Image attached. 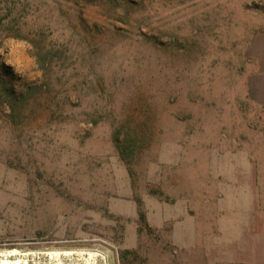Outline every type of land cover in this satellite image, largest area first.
Masks as SVG:
<instances>
[{
  "label": "rangeland",
  "instance_id": "1",
  "mask_svg": "<svg viewBox=\"0 0 264 264\" xmlns=\"http://www.w3.org/2000/svg\"><path fill=\"white\" fill-rule=\"evenodd\" d=\"M248 2L0 0L4 81L40 85L0 103V250L264 264V163L225 112Z\"/></svg>",
  "mask_w": 264,
  "mask_h": 264
},
{
  "label": "crops",
  "instance_id": "2",
  "mask_svg": "<svg viewBox=\"0 0 264 264\" xmlns=\"http://www.w3.org/2000/svg\"><path fill=\"white\" fill-rule=\"evenodd\" d=\"M246 14L238 59L225 62V112L234 123V141L239 123L241 162L258 164L264 163V0H249Z\"/></svg>",
  "mask_w": 264,
  "mask_h": 264
},
{
  "label": "bare ground",
  "instance_id": "3",
  "mask_svg": "<svg viewBox=\"0 0 264 264\" xmlns=\"http://www.w3.org/2000/svg\"><path fill=\"white\" fill-rule=\"evenodd\" d=\"M0 264H106V258L103 253L95 250L72 252L54 249L41 255L34 253L29 259L15 248L0 250Z\"/></svg>",
  "mask_w": 264,
  "mask_h": 264
},
{
  "label": "trees",
  "instance_id": "4",
  "mask_svg": "<svg viewBox=\"0 0 264 264\" xmlns=\"http://www.w3.org/2000/svg\"><path fill=\"white\" fill-rule=\"evenodd\" d=\"M87 2H92L94 0H84ZM112 2L115 0H111ZM132 0H122V3H129ZM16 38H22L30 47V51L32 54L36 56L37 61L39 58H42L38 51V42L35 37H29L27 34H22L19 29H17L14 33ZM40 85H35L34 87L29 86L27 89H14L11 86L7 85L4 81V77L2 72H0V103L3 104L7 109V115L10 119L19 120L21 117L22 108L28 102L30 98H32L33 92L39 90ZM113 138L115 142H118V136L116 133L113 134Z\"/></svg>",
  "mask_w": 264,
  "mask_h": 264
}]
</instances>
